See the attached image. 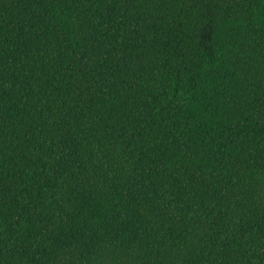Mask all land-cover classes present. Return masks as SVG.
I'll use <instances>...</instances> for the list:
<instances>
[{
	"label": "trees",
	"instance_id": "obj_1",
	"mask_svg": "<svg viewBox=\"0 0 264 264\" xmlns=\"http://www.w3.org/2000/svg\"><path fill=\"white\" fill-rule=\"evenodd\" d=\"M0 264H264V0H0Z\"/></svg>",
	"mask_w": 264,
	"mask_h": 264
}]
</instances>
